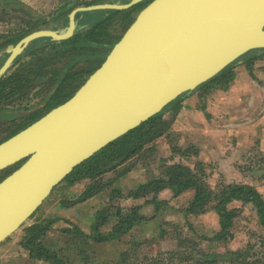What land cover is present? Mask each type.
I'll return each instance as SVG.
<instances>
[{
    "label": "water",
    "instance_id": "95a60500",
    "mask_svg": "<svg viewBox=\"0 0 264 264\" xmlns=\"http://www.w3.org/2000/svg\"><path fill=\"white\" fill-rule=\"evenodd\" d=\"M141 1L74 7L64 29L33 30L10 44L0 79L32 40L72 36L78 12ZM258 48H264V0L147 2L68 99L0 141V172H7L0 180V244L78 164Z\"/></svg>",
    "mask_w": 264,
    "mask_h": 264
},
{
    "label": "trees",
    "instance_id": "16d2710c",
    "mask_svg": "<svg viewBox=\"0 0 264 264\" xmlns=\"http://www.w3.org/2000/svg\"><path fill=\"white\" fill-rule=\"evenodd\" d=\"M105 1L129 0H62L56 8L46 14L23 0H0L1 13L21 14L25 22L23 27L13 32H0V67L9 55V51L5 49L8 44L17 43L33 30L46 27L64 29L69 23V14L74 7L82 3ZM147 2L149 0H143L127 9L101 8L80 11L77 14V29L72 36L62 40L50 36L32 40L0 79V116L11 118L12 123H17L15 127L9 128L8 134L0 141L39 118L49 108L68 99L101 64L121 37V34H115L110 30L114 21L120 18L121 26L126 29L134 19V12ZM263 60L264 48L246 52L198 88L179 96L162 111L78 164L63 182L69 187L83 183V188L75 197H62L61 204L73 206L92 197L103 196L104 205L95 210L94 220L87 229L77 221L64 218L66 225L59 228V237L56 240L51 239L49 234L57 221L63 217L55 214L35 216L33 222L25 227L20 240L21 246L28 251L29 256L46 264H74L81 260L88 263L92 256L88 251H93L96 243L128 237L136 226L149 219L143 211L146 204L154 205L157 210L164 207L168 200L163 198V191L172 192L173 196H179L188 190L193 191V196L181 206L186 223L191 228L193 218L210 209L215 210L219 217V228L210 236L212 240L227 241L234 236L233 218L239 214L240 209L230 204L236 200L242 201L243 204L250 203L264 226V195L261 191L251 184L242 182L222 184L218 188L211 187L206 181L204 172L206 164L202 160L196 161L199 168L197 169L184 162H169L166 159L164 161L166 169L162 175L150 177L136 184L125 194L120 186V180L124 176L140 161L143 162L144 158L156 152L160 137H170L171 119L167 117V112L174 115L179 111L183 100L195 92L204 95L214 89H228L237 76L238 64H245L249 72L254 74L255 64ZM43 77H47L48 88L40 104L18 109L5 106L4 101L13 95L18 94L21 97L28 95L37 81ZM18 115L25 117V121L16 122ZM193 147L175 146L174 151L188 153ZM6 174L7 172H0V180ZM122 197L146 199L143 203L122 206L118 202ZM34 215L35 213L32 217ZM176 239L177 248H181V243L195 240L193 237H185L182 240L180 236ZM243 251L246 249L242 247L228 251L236 257L235 264H264L260 257L245 256ZM129 252L126 250L122 252L120 258L103 264H128ZM200 253L203 258L210 254L203 250H200Z\"/></svg>",
    "mask_w": 264,
    "mask_h": 264
},
{
    "label": "rangeland",
    "instance_id": "374dc122",
    "mask_svg": "<svg viewBox=\"0 0 264 264\" xmlns=\"http://www.w3.org/2000/svg\"><path fill=\"white\" fill-rule=\"evenodd\" d=\"M58 2L59 0H40L34 3L35 5L28 4L39 12L48 13L56 7ZM79 5L86 4L82 3ZM139 9L134 12V16ZM24 24L25 22L21 14L0 12V32H13L23 27ZM110 30L115 34H122L124 28L121 26L120 18L114 21L110 26ZM237 67L244 68L243 71L247 69L243 63L238 64ZM254 69L257 70L258 74L264 75V60L258 61ZM233 85L231 84L230 88ZM47 88V77H43L37 81L28 95L24 97L18 96V94L13 95L4 101L5 106L16 109L36 106L42 102L47 93ZM231 95V104L233 105V107L230 106L233 112L231 122H241L242 120L236 121L235 119L238 117V109L240 108L239 105L234 104L238 95L236 92L231 93ZM224 99V97H221V105L225 101ZM183 102L179 111L174 115L171 112H167V117L171 119L170 137H160L157 141L156 152L151 153L148 158H144L143 162L140 161L133 168L132 174L138 179L132 178V180H129L124 176L120 180V186L124 190V194L136 184L146 181L150 177L162 175L166 169L164 161L168 159L169 162L180 161L197 169L199 168L196 161L202 160L206 164L204 167L206 181L213 188H218L222 184L231 182H242L255 186L264 195L263 113H253L249 114V118L247 117V122L255 120V125L260 128L259 131H255L253 128V130L245 128L242 131L239 129L238 131H227L223 135L209 136L199 127L201 122H203L202 120L206 123L218 124L224 120V117L221 116L214 118L216 120H212V118L204 116L199 112L196 114H184L182 110ZM206 102L203 99H197L199 107H202ZM200 110L199 108L198 111ZM235 112L237 114H234ZM191 119L197 124V127L191 128L189 126ZM23 121H25V117L18 115L16 122ZM12 124L14 123H12L11 118L0 116V140L8 134L9 128L15 127L17 123ZM189 145L194 147L188 153L174 151L175 146H183L185 148ZM82 187L83 183H77L70 186L69 190H65L64 194L75 197L79 194ZM59 188L54 189L50 196L37 209L34 217L29 218L22 227L1 244L0 248H5L1 258L8 260V258L23 253L24 248L20 246V240L25 227L35 219V216L37 217L41 214L44 216L49 215L44 210L46 202L56 203V201H59L60 205H62L60 201L61 195L57 191ZM162 196L168 200L167 204L159 210L152 204H146L143 207V211L148 215L149 219L136 226L129 233L128 237L96 243L93 251H88L89 254H92L90 257L91 262L87 263L81 260L80 262L76 261L74 264H103L107 261L112 262L114 259L120 258L122 252L126 250L130 251L127 254L128 264H155L156 262H158L157 264H235L236 257L229 254L228 251L241 249V247L246 249L245 252L243 251L245 256L249 255L252 258L257 256L264 261V226L261 224L256 210L250 203L243 204L242 201L236 200L230 204L240 209L239 214L233 218L232 229L234 236L227 241H217L210 239V236H213L219 228V217L215 210L210 209L193 218V228L186 223L181 206L182 204H186L193 196L192 190L183 192L179 196H173L172 192L163 191ZM145 199L143 197H122L118 202L122 206H130L133 203H143ZM104 200L103 196L95 197L93 201L94 208L102 207ZM53 210H55V214L59 212L56 208ZM78 210H80V214L79 212L74 213L76 218L79 215H82V217L87 215L86 208L81 207ZM68 212L73 213L74 210L72 209ZM92 217L87 216L86 219L79 220V222H82L83 228L87 229L88 225L94 220L93 215ZM164 229L165 232H163ZM179 236L182 240L185 237H193L195 240L194 242L186 241L185 243H181V248L178 247L180 248L178 249L176 244L178 240L176 238ZM75 245L74 243L73 246ZM173 250H176V252ZM200 250L207 251L210 253L209 256L203 258ZM42 264L46 263L43 262Z\"/></svg>",
    "mask_w": 264,
    "mask_h": 264
},
{
    "label": "crops",
    "instance_id": "0c3cea01",
    "mask_svg": "<svg viewBox=\"0 0 264 264\" xmlns=\"http://www.w3.org/2000/svg\"><path fill=\"white\" fill-rule=\"evenodd\" d=\"M23 1L30 3L32 5H35L34 3L40 0H23ZM60 1L61 0H59V2ZM243 69L244 68L242 67L236 68L237 76L232 83L234 85L231 88L229 87L230 89L229 88L227 90L226 89L225 90L214 89L211 92L206 93L204 95L201 94L200 92H195L184 99V102L182 105V108H183L182 110L184 114H190V113L196 114L199 112L200 114H203L204 116H208L212 118V120H216L214 118H217V117H221V116L224 117V120L222 122H219L218 124L216 123L210 124L202 120L203 122H201L199 127L207 135L209 136L223 135L227 131H233V130L238 131L239 129H241L242 131L245 128H251V129L253 128L255 131L260 130V128L255 125L256 124L255 120L253 119V120H249L252 122H247L248 121L247 117L249 118L250 116L249 114L260 113V112L263 113V117H264V75L258 74L257 70L255 69H254V74H251L248 69H245L244 71ZM234 92H236V94L238 95V97L236 98L237 100L235 101L234 104H237L240 106V108L238 109V114L237 112L234 113V114H237L238 116L235 119L236 121L238 120H242V121L232 123L231 116L233 115V112L231 111L230 106L233 107V105L231 104L232 103L231 93L233 94ZM221 97L225 98L224 99L225 101H223V104H222L223 106L221 105L222 103ZM197 99H200V100L203 99L204 101H207V102L204 103L202 107H199L197 104ZM233 100H234V97H233ZM197 107H199L201 110L198 111L199 108L197 109ZM190 121L191 122L189 123V126L191 128L197 127V124L193 122V119H191ZM263 125H264V120H263ZM263 129H264V126H263ZM132 172L133 171H130L125 177L129 180H132V178H135ZM135 179H138V178H135ZM57 187H60L57 191L59 195H61V198L67 197V196L71 197V195L66 196L64 194L65 190L67 191L70 189L69 185L65 184L64 182H61ZM95 197L79 202L73 206L60 205L59 201H56V203L46 202L47 204H45L44 206V210L47 211L46 214H49V215L55 214V210L53 209L56 208L57 210H59V212H57L56 214L63 217L62 219L57 221L55 228L51 230L49 234L51 239L56 240L59 237V228L66 225L64 218H69L81 224L82 222H79V220H83L84 218L86 219L87 216H89L90 218H93L92 215L97 209V207L94 208V204H93ZM81 207L86 208L87 215L83 217L82 215H79L78 218H76L74 216L75 215L74 213L79 212L80 214V210L78 209H80ZM72 209L74 210L73 213L68 212V211H71ZM4 249L5 248H0V264H42L43 263V261L35 260L32 257H30L28 254V251L25 249L23 250V253L21 254L19 253L17 256H14L12 258H8V260H5L4 258H1L3 255V252L5 251Z\"/></svg>",
    "mask_w": 264,
    "mask_h": 264
},
{
    "label": "flooded vegetation",
    "instance_id": "af4514ba",
    "mask_svg": "<svg viewBox=\"0 0 264 264\" xmlns=\"http://www.w3.org/2000/svg\"><path fill=\"white\" fill-rule=\"evenodd\" d=\"M149 1H150V0H149ZM61 2H62V0L56 5V7H57ZM56 7H55V8H56ZM53 9H54V8H53ZM53 9H52V10H53ZM52 10H50V12H51ZM48 13H49V12H48ZM45 14H46V13H45ZM46 28H49V27H46ZM51 28H54V27H51ZM4 33H9V32H4ZM28 33H29V32H28ZM28 33H27V34H28ZM10 44H12V43H10ZM10 44H8V45L6 46L5 49H7L8 46H9ZM13 44H14V43H13ZM7 51H8V50H7ZM9 54H10V52H9ZM8 56H9V55H8ZM8 56H7V57H8ZM6 59H7V58H6ZM6 59H5V60H6ZM15 60H16V59H15ZM4 62H5V61H4ZM51 108H52V107H51ZM49 109H50V108H49ZM49 109H48V110H49ZM48 110H46V111H48ZM46 111H45V112H46ZM45 112H44V113H45ZM44 113H43V114H44ZM43 114H42V115H43Z\"/></svg>",
    "mask_w": 264,
    "mask_h": 264
}]
</instances>
